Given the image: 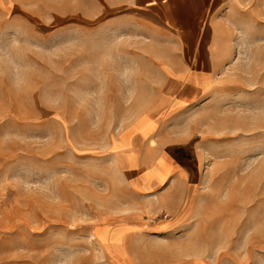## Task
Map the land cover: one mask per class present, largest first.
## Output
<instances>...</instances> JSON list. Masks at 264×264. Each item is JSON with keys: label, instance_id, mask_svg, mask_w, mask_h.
Listing matches in <instances>:
<instances>
[{"label": "rangeland", "instance_id": "1", "mask_svg": "<svg viewBox=\"0 0 264 264\" xmlns=\"http://www.w3.org/2000/svg\"><path fill=\"white\" fill-rule=\"evenodd\" d=\"M173 27L121 0H0V264H264V0ZM146 115L187 191L119 170Z\"/></svg>", "mask_w": 264, "mask_h": 264}, {"label": "crops", "instance_id": "2", "mask_svg": "<svg viewBox=\"0 0 264 264\" xmlns=\"http://www.w3.org/2000/svg\"><path fill=\"white\" fill-rule=\"evenodd\" d=\"M126 7L139 12L148 18L162 19L165 25L174 26L173 29L178 34L185 35V39H193L188 35L196 34L195 26L201 22L212 20L223 0H121ZM148 22V21H146ZM150 22V20H149ZM146 119L157 123L155 118L148 115L140 118L138 122L130 126L128 130L115 138L113 142L114 152L118 163V168L126 173L141 172L142 177L148 184L162 185L172 176L179 184H184V190H188L192 181H186V176L190 175L192 166L183 165L179 161L177 168L173 167L167 152L159 149L158 143H152V139L146 138L141 129L139 121ZM157 129V128H155ZM154 129V132L156 130ZM153 129L148 132L150 136L154 134ZM163 163L169 167L165 181L161 177L155 176L161 171ZM173 167V170L171 169ZM185 174V176H183Z\"/></svg>", "mask_w": 264, "mask_h": 264}]
</instances>
